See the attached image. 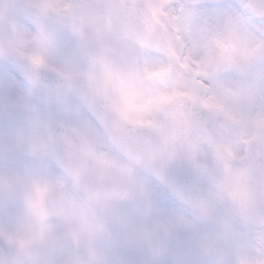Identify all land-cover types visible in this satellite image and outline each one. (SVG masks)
Returning a JSON list of instances; mask_svg holds the SVG:
<instances>
[{"label":"snow or ice","instance_id":"snow-or-ice-1","mask_svg":"<svg viewBox=\"0 0 264 264\" xmlns=\"http://www.w3.org/2000/svg\"><path fill=\"white\" fill-rule=\"evenodd\" d=\"M32 7L71 14V5L47 0ZM82 7L91 16L120 5ZM147 7L145 29L131 36L126 21L110 24L118 43H100L69 70L28 57L33 85L40 69L56 81L38 103L23 105L46 139L17 138L56 173L33 180L26 201L42 230L53 220L74 227L86 207L101 203L125 211L117 201L141 187V177L152 178L146 195L159 200H185L181 178L211 181L217 186L197 201L218 204L243 187L245 161L264 152V0H149ZM252 204L264 215V205Z\"/></svg>","mask_w":264,"mask_h":264},{"label":"clouds","instance_id":"clouds-1","mask_svg":"<svg viewBox=\"0 0 264 264\" xmlns=\"http://www.w3.org/2000/svg\"><path fill=\"white\" fill-rule=\"evenodd\" d=\"M65 4L71 5V14L49 13L40 19L39 26L30 20L23 23V31L13 30L7 22L0 25V223L8 226L17 225L30 215L26 201L33 180L39 176H56L51 160L34 156L29 149L17 145L18 133L30 127L23 105L38 103L41 89L53 88L56 84L52 73L40 69L38 86L33 85L29 77L34 67L28 57L40 54L49 64L69 70L100 44L87 23L88 12L80 0L56 3L60 7ZM61 147L57 145L58 149ZM243 167L251 202L264 205V152L250 157ZM234 172L239 174V168L234 167ZM144 178L153 183L151 177ZM216 186L210 181V189ZM229 187L225 182V191ZM213 207L210 222L179 247L169 246L159 259H146L148 249L144 246L128 247L117 241H106L98 247L94 258L81 255L55 260L51 258L54 249L17 251L0 245V264H237L236 242L223 227L224 216L230 210L229 199L214 202ZM259 214L264 222V215ZM250 264H264V243L259 256Z\"/></svg>","mask_w":264,"mask_h":264},{"label":"rangeland","instance_id":"rangeland-1","mask_svg":"<svg viewBox=\"0 0 264 264\" xmlns=\"http://www.w3.org/2000/svg\"><path fill=\"white\" fill-rule=\"evenodd\" d=\"M134 1L104 0L108 4L120 5V7L103 14L91 16L89 13L87 14V23L92 27L100 43L112 46L118 43V37L110 30L109 25H115L121 21L128 22L129 12ZM41 2L44 0H0L1 22L3 24L7 22L13 30L23 31L16 26L23 19L34 22L38 16L33 17L29 15L28 11L33 8L34 4ZM47 2L60 3L62 0H47ZM99 2L101 0H80L82 4ZM144 2L148 5L149 0H144ZM43 16L41 14L39 19ZM14 22L15 24H13ZM21 136L32 137L34 140L46 139L43 132L37 131L31 125L28 129L18 133L17 138ZM138 184L141 187L129 190L118 199L117 203L125 209L121 213H114L110 204L101 203L100 206L86 207L74 227L53 220L51 225L44 227L43 230L36 217L28 215L17 225L8 226L0 223V235L12 249L17 251L38 248L54 249V255L51 256L53 260L57 258L75 259L79 252H82L83 256H93L94 258L96 252H86L84 247L89 249V244L93 243L99 247L106 241H117L124 245L125 238H142L149 241L151 260H154L163 257L169 246L179 247L182 245L186 238L197 233L214 216V202L208 203L212 207L207 205L201 207L204 211L203 215L202 211L197 208L198 202L197 207L193 206L194 209H191L176 197H168L167 200H159L155 196L149 198L146 192L154 191L151 183L141 177ZM141 188L144 191H141ZM208 190L206 189V191ZM223 227L228 236L236 242L238 252L234 258L237 264H250L253 259L259 256L261 243H264L262 229L251 231L244 228V231L241 232L239 228L242 226L230 220L226 215ZM93 233L95 235L92 236ZM172 235L176 236L175 244L164 241L165 238L169 241ZM75 241L76 244L72 246ZM28 244H30V249ZM250 247L251 254L249 253Z\"/></svg>","mask_w":264,"mask_h":264},{"label":"water","instance_id":"water-1","mask_svg":"<svg viewBox=\"0 0 264 264\" xmlns=\"http://www.w3.org/2000/svg\"><path fill=\"white\" fill-rule=\"evenodd\" d=\"M133 11H134L133 22L131 24V28H128V33L131 36H135V34L138 31H142L143 29H145L148 26V22H149V17L147 16V13L144 11V9H142V4L140 2H137L135 4ZM207 182H210V181H207ZM246 193H249V191L247 188V184H244V186L241 189L234 190V197L239 199V198H241V196H244ZM248 196H249V194H248ZM248 200H250V197L248 198ZM241 214H243V212H241ZM249 217H251V218L253 217L254 219L260 218V214H259V212H255V213L252 212ZM235 218L237 220L245 222L241 218H239L238 216H235ZM128 246L129 247L144 246L146 248V245L140 241H129Z\"/></svg>","mask_w":264,"mask_h":264}]
</instances>
